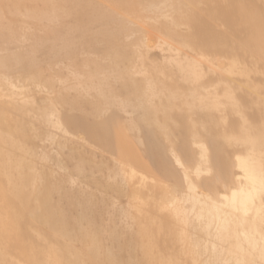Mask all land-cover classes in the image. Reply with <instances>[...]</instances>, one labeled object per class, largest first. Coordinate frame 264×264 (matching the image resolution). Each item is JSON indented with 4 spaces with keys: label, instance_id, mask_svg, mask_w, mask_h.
Returning a JSON list of instances; mask_svg holds the SVG:
<instances>
[{
    "label": "bare ground",
    "instance_id": "obj_1",
    "mask_svg": "<svg viewBox=\"0 0 264 264\" xmlns=\"http://www.w3.org/2000/svg\"><path fill=\"white\" fill-rule=\"evenodd\" d=\"M0 2L15 16L37 24L35 30L28 27L30 32L19 23L16 28L11 22L4 24L5 9L0 7V72L4 81L11 83L12 71L20 77L24 74L23 78L36 74L44 50L51 61L52 57L72 61L75 55L82 56L79 64L75 59L78 66L85 60L80 65L84 75L80 68V73H74L77 66L73 65L76 70L69 66L74 77L78 76L76 80L80 78L77 90L68 85L56 88L55 81H48L54 93L48 98L50 107H42V111L39 106V113L30 100L19 102L0 84V264H23L24 258L27 264H77L81 260L78 248L62 242L59 249L48 245L61 237L71 238L69 208L78 207L81 217L95 225L86 214L93 207L89 200L75 203L68 192L64 199L69 208L55 205L58 201L52 202V193L60 184L52 189L46 181L48 184L39 189L37 173H30L31 169L26 173L27 156L39 155L37 126L45 129L47 141L58 145L60 155L66 154L67 144L79 134L85 143L91 142L96 154L101 149L98 169L103 170L100 174L105 180L98 185L105 197L110 192L127 196L130 191L131 217L119 208L116 213L121 227L117 231L92 229L112 236L121 255L129 236L124 231L129 217L130 230H137L130 231L128 246L143 248L146 264H264V0L140 3L147 10L158 11L161 17L153 22L188 49L177 50L163 40L162 48L177 53L161 54V63L149 68L136 61L147 60L154 44L133 42L129 37L133 23L94 0ZM30 39L33 42L27 47ZM100 47L107 50L108 57L103 48L99 51L107 57L108 70L96 53ZM9 102L12 108L6 111L2 107ZM52 127L63 136H56ZM87 160L75 169L83 177L81 182L90 186L95 180L94 169L87 166L94 162ZM105 160L113 161V169L106 167ZM56 165L65 168L63 158ZM33 197L37 199L34 206ZM111 201L117 204L115 198H109ZM89 232L93 233L77 234L89 240V246L91 243L85 247L90 262L110 264L115 258L111 247L102 261L101 237ZM8 251L17 258L8 257ZM65 251L74 253V261L67 260ZM45 255L49 259L44 261ZM117 261L123 264V260Z\"/></svg>",
    "mask_w": 264,
    "mask_h": 264
},
{
    "label": "rangeland",
    "instance_id": "obj_2",
    "mask_svg": "<svg viewBox=\"0 0 264 264\" xmlns=\"http://www.w3.org/2000/svg\"><path fill=\"white\" fill-rule=\"evenodd\" d=\"M94 1H96L97 3H99V4H101L105 9H107V10H110V11H114V13H116V14H118V15H121V16H123V17H125V19H126V21L129 19V21H131V23H133L132 25H131V30H130V32H129V37H131V39L133 38V42L135 41L137 44H139V43H141L140 45H142V44H144V45H146V44H148V45H150L151 43V45H153V46H151V53H150V55H149V58L147 59V60H145L144 59V61L142 62L141 60L139 61H136V64L138 65V66H140V65H145L146 67H150L149 65L151 64V66H152V64L153 63H155L156 65H159L160 63H161V57H162V55L161 54H165L166 56H170V55H172V56H175L176 55V53L177 52H172L171 50H169V49H167V48H162V46H161V44H160V42H162L163 40H167V41H170L171 43H173V46L174 47H176V49L177 50H182V49H184V51L185 50H188L187 49V47H185L183 44H182V41L181 40H179V39H177V38H173V37H171L172 35L168 32V31H166L165 30V28H163L160 24L158 25L157 23H154L153 21H154V19L155 18H158V17H161L160 15H159V12L157 11H154V10H147L146 9V7H144V6H141V4L140 3H149V2H151V0H139V1H136V0H131V1H129V2H126V1H117V0H94ZM156 1H158L159 3H160V5H162L163 4V2L165 1V0H156ZM132 2H134V4H132ZM1 3V2H0ZM7 6V4L6 3H1L0 4V7H2V8H4L5 10H4V17L2 18V19H4L3 21H4V24H5V22L6 21H8V22H6V23H10L11 22V24H13L14 26H15V28L17 27V24L18 25H23V30L24 29H27V30H25V31H27V32H30V31H32V29H37V24L35 25V24H33L32 23V21H30L29 19H26L24 16H15V14H13V13H11V12H9V6H8V8H6V6ZM4 6V7H3ZM11 7V6H10ZM6 13V14H5ZM11 13V14H10ZM14 15V16H13ZM7 19V20H6ZM9 19V20H8ZM13 19V20H12ZM21 20H22V22L23 23H21ZM70 20V19H69ZM68 20V22H70ZM13 22V23H12ZM16 24V25H15ZM157 24V25H156ZM33 26V28H31ZM35 26V27H34ZM22 27V26H21ZM30 28V31H29V28ZM20 28V27H19ZM18 29V28H17ZM22 28H20V31H22L21 30ZM34 29V30H35ZM19 30V29H18ZM132 31V32H131ZM43 35V34H42ZM44 35H45V33H44ZM49 35V36H48ZM47 36L50 38L51 36V34H48ZM150 37H151V39H150ZM31 39H32V37H31ZM29 40L28 41V44H27V47H29L31 44H30V42L32 41L33 42V40ZM155 39V40H154ZM152 41V42H151ZM159 43H158V42ZM157 42V43H156ZM30 44V45H29ZM87 48V47H86ZM102 48L103 47H100L99 49H98V51H96V53H98L101 57V59H102V61H100L101 62V64L103 65V66H106L105 64H108L107 63V61H104V59L106 60L107 59V57H108V54H107V50L105 51V49H104V51H105V53L104 54H107V55H105V56H107V57H104L103 55V50H102ZM17 48L15 47V46H13V50H16ZM88 49V48H87ZM101 49V50H100ZM86 50V49H85ZM89 50V49H88ZM102 51V52H100V51ZM45 51L46 50H44V52H43V55L40 53V56L42 57L43 56V58H39V60L42 62L41 64L39 63V65H40V67H41V69H42V71L40 70V67H39V69H37L35 72H36V74H32V75H30V74H25V76H27V77H25L24 76V78H23V75H21V77H20V75L19 74H16L15 72H10V74L11 75H9V82H11L10 84L8 83V82H6V81H4L3 80V71H1L0 72V84H1V86L4 88V89H7V90H5V92H7L9 95H14V97H17L16 99L19 101V102H21L22 100L24 101V99L25 100H30V103H32L34 106H33V109L34 108H36L35 107V105L37 106V107H39V106H41V109H42V107H47L48 105H50L48 102H50L49 101V99L51 98V96L53 95V89L51 88V86H49V85H51L54 81V83H55V86H56V88L57 87H59L60 85L62 86V85H68L69 87H73V88H75V90H77L79 87H80V85H79V79L80 78H78V80H76V78L78 77H74V76H76V75H74V73H76V72H79V70H78V68H83V66H80V65H84V62H85V58L83 59L84 60V62H82L80 65H76V64H74V63H76V60L77 61H79L77 64H79L80 63V61H81V59H80V57H82V56H77V55H75V58L71 61L70 60V58L68 59V58H66V57H64V58H62L61 60H59V61H57V59L55 58V60H54V58L52 57V61L50 60L51 59V57H50V55L46 58V55H48V51H46V53H45ZM42 52V51H41ZM163 52V53H162ZM38 53V54H39ZM39 56V57H40ZM77 56V57H76ZM92 56V55H91ZM94 56V55H93ZM92 56V57H93ZM96 56H97V54H96ZM95 56V57H96ZM109 56H110V53H109ZM86 57V56H85ZM98 57V62H99V56H97ZM50 58V59H49ZM78 58V59H77ZM83 58V57H82ZM89 58V57H88ZM88 58H86V59H88ZM47 59H49V60H47ZM76 59V60H75ZM48 62H46V61ZM43 61H45V64L43 63ZM50 61V62H49ZM64 61H66V62H64ZM53 62V63H52ZM105 62V63H104ZM108 62H109V60H108ZM58 63V64H57ZM63 63H66V64H63ZM52 64V65H51ZM63 66H62V65ZM62 67H61V66ZM73 65H75V66H77V70H76V67L75 66H73ZM69 66H73L74 68V70H76L74 73H73V71H71V70H73V69H71V67L69 68ZM110 66L108 65V66H106V67H104L105 69H107V68H109ZM80 68V69H81ZM44 69V70H43ZM38 70H40L39 72H38ZM69 70V71H68ZM82 70L83 69H81L80 70V72H82ZM108 70V69H107ZM79 72V73H80ZM13 73V74H12ZM71 73V74H70ZM72 73H73V75H72ZM83 73V75L85 74V72L83 71L82 72ZM17 75V76H15V75ZM18 75H19V77H18ZM31 77V78H29V76ZM73 77H72V76ZM80 75H82V74H80ZM79 75V76H80ZM34 76H35V78H36V80L35 81H33L32 82V80H34L35 78H34ZM46 78H45V77ZM16 77V78H15ZM39 77V78H38ZM44 77V78H43ZM49 79H48V78ZM81 77V76H80ZM15 78V79H14ZM21 79V81H20V79ZM28 78V79H27ZM33 78V79H32ZM38 78V79H37ZM50 78H52V80L50 79ZM75 78V79H74ZM2 79V80H1ZM54 79V80H53ZM29 80V81H28ZM42 80H44V81H42ZM30 81H31V84H30ZM47 82V84H45L46 82ZM48 81H50V82H52V83H48ZM13 82V83H12ZM20 82V83H19ZM35 82H37V83H35ZM39 83H40V86H39ZM41 83H43V85H41ZM53 83V84H54ZM10 85V86H9ZM20 85V86H19ZM7 86V87H6ZM9 86V87H8ZM14 86V87H13ZM16 86V87H15ZM42 86V87H41ZM45 86V87H44ZM47 86V87H46ZM49 86V87H48ZM11 87V88H10ZM13 88H15V89H13ZM37 89V91L35 90V89ZM44 88H51L52 90H48V92L44 89ZM25 89V90H24ZM38 89H40V90H38ZM44 89V90H43ZM34 91H36V92H34ZM42 92H43V95H42ZM49 92H50V94H49ZM51 92H53L52 94H51ZM14 93V94H13ZM18 93V94H17ZM41 93V94H40ZM45 93V94H44ZM46 94H48L47 96H46ZM25 95H27L28 96V98H27V96H25ZM8 97H11V96H8ZM7 98V97H6ZM6 98H5V101H6ZM23 98V99H22ZM49 98V99H48ZM54 97H52V99H53ZM7 100L8 101H10V99L9 98H7ZM38 101V102H37ZM47 102V103H46ZM5 103V102H4ZM46 104V105H45ZM50 107V106H49ZM49 107H47V108H49ZM2 108H4V109H6V111H8V110H10L11 108H12V104L9 102L8 104H4L3 105V107ZM44 108V109H45ZM1 109V108H0ZM41 109H40V107L39 108H37L35 111H41ZM42 111H44L43 109H42ZM41 111V112H42ZM84 112L86 113V111L84 110ZM39 113V112H38ZM77 113H78V110H77ZM13 115H15V113H13ZM17 116H18V114H16L15 115V117L17 118ZM21 116V115H20ZM38 128H37V133H38V135H37V133H36V136L38 137V139H39V142H38V139L36 138V140H37V142H38V144H37V146H38V153H39V155L38 156H31V155H28L27 156V158H26V160H25V164H27L26 165V173L28 172V174H29V172H30V169H31V172L30 173H32V172H34L37 176H38V178H39V180H40V184L42 185H39L38 184V188L40 189L41 187H43L44 185H45V182H46V184H48L49 185V187L50 188H56V185H58V184H60V187H58V188H56V190H55V192H53L52 193V202L54 203V200L55 201H58V202H55L54 204L55 205H60L61 207L62 206H65V207H67V208H69V204H68V201L66 200V199H64L65 197H66V194L67 195H71V197H72V201L73 202H75V203H79V201H81V203H84V202H88V200H89V203L91 204L92 203V205H93V207L91 206V209H92V211H91V209L89 210V211H86L87 213V217H89V216H92V222L91 223H93V224H95V225H90L89 224V220H87L86 218L84 219V218H82L81 216V214H83V212H82V210H80L78 207H76L75 208V210H71V208H69L70 209V214L72 215V217L71 216H69L70 217V227H71V229L72 230H70V239L68 238V237H61L62 239H63V241H61L60 239H59V241H57L58 239H55V241H50V243H49V245L48 246H50V247H53V248H55V247H57V249H59V248H62L63 246H61L62 244L64 245L65 243L69 246L70 244H71V246H69L70 248L71 247H75V248H73L74 250H76V248H78L76 251L77 252H79V253H81V255H79V256H81V262L80 261H78V263L77 264H82V263H85V264H90L91 262H92V264H93V262L94 261H91L90 262V257L87 255L88 254V249H86L87 247H91V243H90V246H89V240H84V239H82V237L80 238L79 236L80 235H78L77 234V232L78 233H80V232H82V231H85V232H87L88 233V231L90 230V231H93V233L92 232H89L91 235H92V237H96L95 235L97 234H99V233H97V232H95V231H97V229H101L102 228V230H103V232H106V233H108L107 231L109 230V232L110 231H114V230H116L117 231V229H119L120 227H121V225H120V222L118 221V218H117V215H118V213H116V210L118 211L119 210V208H122V209H124V210H127V214H128V216L129 217H131V215H129V203H132L133 201L132 200H128L127 199V197L130 195V191L127 193V196L126 195H121V194H118V193H116V194H112L111 192L110 193H108L107 194V196L105 197L104 195H105V192H103L102 190H101V188L99 187V182H103V180H105V179H102L103 178V176H102V174H100L103 170H99L98 169V166H99V164H100V158H99V156L101 157L102 156V152H101V149H99V150H97V153L98 154H96L95 153V149H94V147L91 145V142L89 143V145L87 144V142L85 143V141L83 140V136H82V134H79L80 136L78 137V138H76V139H73L71 142H69L67 145H68V148H66V154H61L60 155V152H61V149L58 147V145H56V144H54V143H52L51 144V142L50 141H47L46 140V132H45V129L43 128V127H41V126H37ZM51 131L56 135V136H58V137H62L63 135H61V134H59V132L56 130V129H54L53 127L51 128ZM34 132V131H33ZM58 133V134H57ZM42 134V135H41ZM42 137V138H41ZM45 137V138H44ZM81 137V138H80ZM80 140V141H79ZM87 141H91V140H89L88 138L86 139ZM73 144V145H72ZM91 146V147H90ZM71 148V149H70ZM86 148V149H85ZM69 149V150H68ZM86 151V152H85ZM92 151V152H91ZM42 152V153H41ZM59 152V153H58ZM41 153V154H40ZM56 153V154H55ZM78 153V154H77ZM44 154V155H43ZM70 155L73 157H70ZM79 155V156H78ZM31 156V157H30ZM95 156V157H94ZM93 157V158H92ZM103 157V156H102ZM63 158V160H64V163H65V168H62V167H59V166H57L56 164H57V162L60 160V159H62ZM76 158H78V159H76ZM81 158H83L82 159V161H81ZM96 158V159H95ZM57 159V160H56ZM87 159H90L91 160V162H94V163H88V166H90V167H88L87 166V168L88 169H94V174H93V176H92V178L94 179L95 178V180L93 181V183H90V186H86L85 185V183H82L81 181L83 180L82 178V175H81V173H78V171H76L77 169H75L76 168V166L75 165H79V164H86L85 162H87V161H89V160H87ZM74 160V161H73ZM69 161V162H68ZM71 161V162H70ZM73 161V162H72ZM76 161H78V162H76ZM85 161V162H84ZM96 161V162H95ZM107 163V166L106 167H110V169L112 168L113 169V166H115V164H113V161H108V160H105ZM27 162V163H26ZM69 163V164H68ZM77 163V164H76ZM127 163H128V161H127ZM130 163V162H129ZM29 165V166H28ZM93 165H94V167H93ZM97 165V166H96ZM32 168H31V167ZM71 166L73 167V169L71 168ZM131 166H133V165H131ZM67 167H68V169H67ZM71 168V170H69ZM96 168H97V170H96ZM33 169V170H32ZM75 169V170H74ZM73 170V171H72ZM113 173V172H112ZM58 179V180H57ZM98 180V181H97ZM44 181V182H43ZM42 183H44V184H42ZM57 183V184H56ZM75 183V184H74ZM55 186V187H54ZM59 186V185H58ZM60 188V189H59ZM86 188V189H85ZM84 190V191H83ZM87 191V192H86ZM37 192H39V191H37ZM91 192V193H90ZM62 194V195H61ZM73 194V195H72ZM91 195V196H90ZM92 195H94V196H92ZM64 196V197H63ZM104 196V197H103ZM89 197H92V198H89ZM95 197V198H94ZM97 197V198H96ZM63 198V199H62ZM74 198V199H73ZM77 198V199H76ZM109 198H115V200H116V202H117V204L116 203H114V202H109ZM119 198H121V201H120V206L118 205V199ZM2 199V198H1ZM0 199V200H1ZM86 199H87V201H86ZM96 199V200H95ZM100 199V200H99ZM108 199V200H107ZM37 199L35 198V197H33L32 198V200H31V204H32V206H34V204L36 205V201ZM78 200V201H77ZM105 200L107 201L106 202V204H105ZM2 201V200H1ZM60 201H61V203H60ZM91 201V202H90ZM63 202V203H62ZM66 202V203H65ZM104 202V203H103ZM58 203V204H57ZM100 203V204H99ZM95 206V207H94ZM102 206V207H101ZM114 208H115V210H114ZM80 210V211H79ZM114 210V211H113ZM108 211V212H107ZM79 212H80V214H79ZM111 212V213H110ZM105 213H106V215H105ZM98 214V215H97ZM79 215V216H78ZM97 216H98V218H97ZM128 217V218H129ZM75 218V219H74ZM79 218V219H78ZM96 220H95V219ZM115 218H117V221L115 220ZM128 218H126L125 220L128 222L129 221V219ZM72 219H74V220H72ZM79 220V221H77L76 222V220ZM83 219V220H82ZM94 219V220H93ZM104 219H106V220H104ZM110 219V220H109ZM114 221H113V220ZM85 220V221H84ZM101 220V221H100ZM102 220H104V222L102 223ZM109 220V221H108ZM73 221H74V223L77 225V223L79 224V225H81V226H79V225H77L78 227L76 228V226H75V224L73 223ZM84 221V222H83ZM125 221V227L127 228V231H126V228H124L125 230V236L127 237L128 235V237L126 238L125 236V238H126V240L124 241L125 243H124V245H125V251H127V252H123V253H125V255H123V253H122V255L117 251V246H118V244H116V246H115V240L113 239V237L111 236V237H109L108 235L109 234H102V235H104L103 237H102V235L101 234H99L98 235V238L99 237H101V238H99L98 239V242L101 240V241H103V242H101L100 241V247L102 246L103 248H101V249H103L105 252H103V253H101V256H102V261L104 260V257L106 258V254H107V252H108V250L110 249V247H111V249L109 250L111 253H112V255L114 254V256H115V258L114 257H112V261L113 262H116L117 260H123V264H125L124 262H126V260L129 262H126V264H146L147 262V259L148 258H146L147 257V255H146V253L145 252H143L144 250H143V248H141V247H138L137 249H133L132 250V248H131V244H130V246H128L129 245V243H131L130 241L131 240H129L131 237H130V234H132L131 232L132 231H134V230H137V228H135V227H133V228H131V230H130V228H129V225L127 224V222ZM81 222V223H80ZM86 222V223H85ZM100 222V224H98ZM113 222V223H112ZM103 225H102V224ZM104 223H105V225H104ZM108 223H109V225H108ZM112 223V224H111ZM88 224V225H87ZM87 225V226H86ZM90 225V226H89ZM99 225H100V227H99ZM102 225V226H101ZM116 225V226H115ZM120 225V226H119ZM74 226V227H73ZM96 226V227H95ZM88 227H89V229H88ZM92 227H95V228H92ZM112 227L114 228V229H112ZM82 228V229H81ZM84 228V229H83ZM87 228V229H86ZM108 228V229H107ZM110 228V229H109ZM117 228V229H116ZM92 229H94V230H92ZM87 230V231H86ZM105 230H107V231H105ZM129 230V231H128ZM72 231V232H71ZM131 231V232H130ZM73 232H74V234H73ZM94 232H95V234H94ZM127 232H129V233H127ZM94 234V235H93ZM126 234H128V235H126ZM76 235H78V237L76 236ZM68 236V235H67ZM107 236V237H106ZM106 237V238H105ZM102 238H104V239H102ZM109 241H108V240ZM112 240V241H111ZM58 243H57V242ZM105 241H106V243H105ZM113 241H114V243H113ZM62 242V243H61ZM128 242V243H127ZM32 243V242H31ZM61 243V245H59ZM102 243V244H101ZM109 243H112V244H114V245H109ZM86 245V246H85ZM86 247V248H85ZM116 247V248H115ZM81 248H83V249H81ZM86 249V251H84L85 249ZM114 248L116 249V250H114ZM56 249V250H57ZM72 249V250H73ZM82 250H83V252H82ZM103 250H101V252L103 251ZM106 250H107V252H106ZM112 250V251H111ZM129 250V251H128ZM59 251V250H58ZM114 251H116V252H114ZM85 252H87V253H85ZM138 252V253H137ZM65 253V255H67L66 257H67V260H73V259H75V258H72V257H74V253H66V251L64 252ZM84 253V257L83 258H85V259H82V254ZM117 253H118V255L120 254L121 256H119V259H118V255H117ZM86 254V255H85ZM131 254H133V255H131ZM135 254V255H134ZM1 255V254H0ZM49 255V256H48ZM48 255H45V256H43V260L45 261V260H47V259H49L50 258V256H51V254L48 252ZM71 255V256H70ZM141 255H144V256H141ZM7 256L8 257H12V259L13 258H17V255L14 253V252H11V251H8L7 252ZM46 256H48V257H46ZM122 256H123V258H122ZM132 258V261L133 262H131L130 263V257ZM134 256H136V257H134ZM52 257V256H51ZM128 257V258H127ZM140 258V260L138 259V258ZM142 257V258H141ZM90 258V259H89ZM134 258V259H133ZM143 258H144V260H143ZM146 258V259H145ZM51 259V258H50ZM89 259V260H88ZM114 259V260H113ZM129 259V260H128ZM137 259V260H136ZM142 259V260H141ZM84 260V261H83ZM85 260H87V262L85 261ZM125 260V261H124ZM138 261V262H136V261ZM146 260V261H145ZM74 261V260H73ZM112 261L111 262H108V263H112ZM24 262V263H23ZM118 262V261H117ZM115 263V264H119V262L118 263ZM136 262V263H135ZM22 263L23 264H27V259L26 258H24V259H22ZM59 263V261L57 262V261H54V264H58ZM74 264H75V262H73ZM94 264H96V263H94ZM98 264V263H97ZM114 264V263H113Z\"/></svg>",
    "mask_w": 264,
    "mask_h": 264
}]
</instances>
